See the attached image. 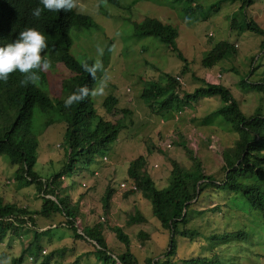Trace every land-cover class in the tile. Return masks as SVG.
Masks as SVG:
<instances>
[{"label": "rangeland", "instance_id": "rangeland-1", "mask_svg": "<svg viewBox=\"0 0 264 264\" xmlns=\"http://www.w3.org/2000/svg\"><path fill=\"white\" fill-rule=\"evenodd\" d=\"M78 3L80 7L73 10L88 14L97 26L70 27L69 51L78 59L92 63L98 58L97 45L105 47L104 72L97 73L92 88L105 73L110 78L108 87L104 96L91 99L97 115L119 122L122 127L105 152L93 153L89 162L79 156L74 167L60 179L59 192L66 195L68 206L76 207L74 226L60 224L64 220L61 213L43 215L35 212L32 225L18 226L16 232L4 233L0 240V264H8L11 257L20 253L33 239L34 229L41 230L36 242L45 253L39 252L34 257L25 252L21 264H37L47 253H50L47 264H69L74 258L75 264H103L94 250V242L81 231L82 227L93 224L101 230L106 247L112 253L125 249L110 228L117 224L127 234L128 248L137 264H146L145 256L154 259L163 256L168 233L153 216L149 200L138 190L127 193L117 189L120 181H133L126 173L128 161L142 154L144 169L158 188L168 183L172 159L184 168H191L195 158L204 173L218 180L223 174L221 152L233 143L237 133L219 115L212 116L207 123L202 122L207 113L221 104L217 95L189 100L178 111L161 115L153 109L156 106H148L140 96L149 82L164 83L167 73L178 74L177 84L180 90L187 92L206 82H220L229 88L244 115L264 114V92L238 82L240 78L252 82L264 76V45H259L264 36L246 27L236 28L244 18H250L264 28V0H253L242 8L239 0H194L196 7L194 3H188L194 12L188 19L181 12L187 4L183 0H118V4L106 0H78ZM145 16L176 27L175 44L185 61L156 36L135 32L134 24ZM221 40L235 43L233 50L226 51L212 65H203L201 57ZM57 66L53 64L49 72L57 73ZM41 88L44 92L48 90L43 82ZM177 93L180 97L181 92ZM109 94L116 102L112 110L106 112L102 100ZM63 129L64 122L58 118L44 125L35 103L32 132L37 145L33 169L41 177L58 170L64 161ZM166 142H170V146L166 147ZM102 155L106 156L105 160ZM107 186L113 191L103 201L101 197ZM0 197L32 211L39 208L42 200L35 183H21L16 165L9 164L3 154H0ZM197 197L193 202L195 208L214 203L220 208L191 213L186 227H195L202 234L215 233V236L189 239L175 235L176 251L170 259L175 264H182V258L213 255L214 262L220 264H264V221L260 213L240 198L230 201L231 195L222 190L203 191ZM136 209L144 218L128 222V216ZM239 228L250 235L228 242L219 240L221 232Z\"/></svg>", "mask_w": 264, "mask_h": 264}, {"label": "trees", "instance_id": "trees-1", "mask_svg": "<svg viewBox=\"0 0 264 264\" xmlns=\"http://www.w3.org/2000/svg\"><path fill=\"white\" fill-rule=\"evenodd\" d=\"M106 1L118 4V0ZM183 1L187 4L181 12L187 19L193 17V9L188 3H194V0ZM239 1L241 8L253 2V0ZM193 5L196 7V3ZM36 7H42L40 0H0V47L17 39L23 29L34 27L47 37L48 48L42 52V55L51 60L52 67L53 64L57 66V63H60L66 73L58 65L57 73L39 72L40 79L35 83L22 85L21 80L24 76L19 71L12 73L7 82L0 81V154L6 157L9 164L16 165L20 182L24 184L34 182L36 190L42 197L39 208L33 211L25 206L3 201L0 197V240L4 233L16 232L18 226L32 225V214L35 212L43 215L52 212L61 213L64 215V220L60 224L74 226L76 207L68 206L66 195H61L59 192L60 176L74 167L79 156H83L85 162H89L93 153L99 150L105 152L122 127L119 122H112L104 116L97 115L91 96L70 108L64 106V99L77 87L87 85L91 89L95 82L81 67V62L85 59H78L69 51L71 44L69 29L70 27L88 28L97 26V23L88 14L74 10L58 12L44 10L39 18H35L32 10ZM134 27L137 34L156 36L185 61L175 44L176 27L150 16H145L136 22ZM238 27L239 29L246 27L264 36V28L250 18H244L242 23L236 26ZM259 45L263 46L264 40H261ZM233 48L234 45L224 40L215 42L201 57V63L210 66L226 51L230 52ZM41 82L47 85V92L41 88ZM238 82L244 87L250 86L264 92V76L252 82L247 78H240ZM179 87L174 76L167 73L164 83L149 82L141 90L140 96L148 106L152 108L156 106L153 109L164 115L171 110L178 111L189 100L195 101L201 96L217 95L221 104L207 113L202 122L207 123L212 116L219 115L230 129L237 133V137L221 152L223 174L218 180L211 174L204 173L200 162L195 158L191 168H184L172 159L168 183L158 188L154 186L152 178L144 169L145 160L142 154L128 161L127 175L133 180L140 194L149 200L153 216L159 221L160 227L168 233L163 256L155 259L145 256L146 264H175L170 258L176 251L174 236L177 234L189 239L201 235V237L205 235L206 238H214L215 233L202 234L201 230L195 227H186L192 216L191 213L215 209L217 211L220 208L217 203L205 208H195L193 202L203 191L208 192L211 189L225 191L231 195L230 201L240 198L251 209L258 211L264 221V114L256 112L244 115L229 88L220 82H206L189 92L182 91ZM177 91L181 92L180 97ZM115 102L116 98L111 94L103 98L102 105L106 112L112 110ZM35 103L39 106L44 125L53 122L56 118L64 122L62 137L66 147L65 158L59 169L46 177H41L33 169L37 145V139L32 132V112ZM112 191L113 189L107 186L101 197L102 200L106 201ZM223 205L232 207L227 203ZM143 218L136 209L128 216L127 221H139ZM85 228L87 229L84 230ZM110 228L116 238L124 244L125 249L120 253L115 254L107 249L97 225L82 227L81 231L94 242V250L103 264H113L115 261L119 264H137L129 251L127 234L117 224L111 225ZM39 232L41 230L34 229L33 239L27 242L18 255L11 257L8 264H21L25 252L34 257L38 255L41 249L36 242ZM248 235H250L248 231L239 228L221 232L219 240L228 242L246 239ZM49 257L50 253L43 255L37 264H47ZM212 257L213 255L194 256L182 258L181 261L182 264H220L214 262ZM75 262L76 258L69 264Z\"/></svg>", "mask_w": 264, "mask_h": 264}, {"label": "clouds", "instance_id": "clouds-1", "mask_svg": "<svg viewBox=\"0 0 264 264\" xmlns=\"http://www.w3.org/2000/svg\"><path fill=\"white\" fill-rule=\"evenodd\" d=\"M40 4L42 7H36L32 10V15L35 18H39L44 10L49 12H58L61 10H76L80 7L78 0H40ZM233 45L235 46V43ZM47 48V37L40 30L34 27H27L20 31L17 39L8 43L4 47H0V81L7 82L12 73L19 71L24 76V79L21 80L22 85L37 82L40 79L38 73L47 72L52 67L51 60L42 55V52H44ZM96 50L98 54L97 59H95L92 63H89L87 60L81 62V67L84 71L90 74L94 80L97 78L98 72H104L102 57L105 52V47L97 45ZM108 51H111V49L109 48ZM109 79L110 78L105 73L94 88L90 89L87 85L77 87L64 99V106L66 108H70L72 105L79 104L90 96H104L106 94ZM101 158L105 160L106 156L102 155ZM60 178H63V174ZM130 183L134 182L132 181ZM118 188L123 191L137 190V187L132 190L121 188L119 185ZM42 249H40L39 252H41ZM43 253H45V251L41 252V254ZM28 257L32 258L31 255Z\"/></svg>", "mask_w": 264, "mask_h": 264}, {"label": "built area", "instance_id": "built-area-1", "mask_svg": "<svg viewBox=\"0 0 264 264\" xmlns=\"http://www.w3.org/2000/svg\"><path fill=\"white\" fill-rule=\"evenodd\" d=\"M175 78L179 79V76L175 75ZM164 145L166 147H168V146H170V142H166ZM82 185H84V184L82 183ZM118 185H119V187L124 188V189H132L133 190L136 188L134 183L126 184L124 181H120ZM41 252H44V250L42 249Z\"/></svg>", "mask_w": 264, "mask_h": 264}, {"label": "crops", "instance_id": "crops-1", "mask_svg": "<svg viewBox=\"0 0 264 264\" xmlns=\"http://www.w3.org/2000/svg\"><path fill=\"white\" fill-rule=\"evenodd\" d=\"M118 189V191H123V190H121L120 188H117ZM120 193V192H119Z\"/></svg>", "mask_w": 264, "mask_h": 264}]
</instances>
